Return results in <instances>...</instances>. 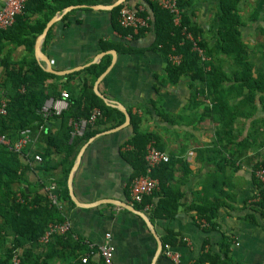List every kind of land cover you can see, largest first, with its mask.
<instances>
[{
	"label": "crops",
	"instance_id": "crops-1",
	"mask_svg": "<svg viewBox=\"0 0 264 264\" xmlns=\"http://www.w3.org/2000/svg\"><path fill=\"white\" fill-rule=\"evenodd\" d=\"M119 1L100 0L94 5L98 8L63 7L54 15L58 19L42 43L41 53L57 72L83 67L96 60L99 63L105 56H110L111 62L108 51L116 52L115 64L99 83L98 90L110 104L121 105L128 114L140 117L142 131L153 133L155 147L167 153L172 161L165 175L170 179L167 185L179 201L178 214L173 220H157L153 225L161 239L167 231L177 234L182 243L172 247L180 253L182 264H195L204 253H219L223 243L228 245L231 262L264 264V201L260 200L264 188L252 173L255 166L264 164V154L258 157L262 149H252V144L236 146L248 128L240 119L233 125L234 140L228 141L223 135L220 139L216 131L221 126L204 115L201 98L195 105L191 102L186 80L182 79L175 87L162 86L168 60L153 51L155 38L149 30L127 41L114 28L111 10ZM123 3L131 9L141 4L137 0ZM142 6L146 9L144 3ZM27 17L26 22L16 23L11 31L0 32V102H5L11 76L19 71L29 73L32 60L44 71L46 68L35 52L40 36L34 41L26 28L40 18L29 14ZM130 46L135 52H124ZM100 54L103 56L98 58ZM81 78L79 75L58 82L47 81L46 87L72 96ZM151 102L155 105L153 111ZM59 126L55 123L52 132ZM112 128L109 124L92 141L88 142L89 138L82 142L71 159L73 165L81 151L72 190L76 200L85 206L78 207L72 202L74 208L67 212L70 232L89 250L97 249L109 235L114 248L113 264H154L158 245L143 218L117 205L100 203L102 200L129 203L132 171L122 154L131 149L127 141L133 131L127 126L104 133ZM42 147L38 140L34 142L35 150ZM56 161L57 158H51L52 164ZM61 172L27 178L32 182L37 179L57 182L63 179ZM210 204L219 205L213 229H209L203 216ZM162 254L155 264H174ZM86 264H101L100 257L95 253Z\"/></svg>",
	"mask_w": 264,
	"mask_h": 264
},
{
	"label": "trees",
	"instance_id": "trees-1",
	"mask_svg": "<svg viewBox=\"0 0 264 264\" xmlns=\"http://www.w3.org/2000/svg\"><path fill=\"white\" fill-rule=\"evenodd\" d=\"M99 1L53 0L51 3H46L42 0H33L27 4L24 14L17 18L16 23L26 22L28 14L37 15L40 20L32 26H26L35 41L50 19L63 7L94 6ZM130 1L136 0H126V3ZM238 1L221 0L213 49L208 48L202 40L199 27L194 25L185 14L181 27H176L173 17L157 3L145 1V11L139 12L143 17L150 16L149 31L155 38L153 51L168 60L162 86L175 87L182 79L186 80L192 95L191 102L195 105V99H202L204 115L212 121H217L221 126V129L216 131L217 135L220 139L223 135L226 140L229 139L228 141L234 140L231 133L235 121L240 119L243 122L255 115H264V68L261 72L253 71L252 66L247 62L246 53L231 32L230 26ZM54 4L59 5L55 7ZM124 5L122 3L111 10L113 26L123 36L129 31L121 28L117 18ZM179 5L183 9L190 4L187 0H180ZM134 7L138 12V6ZM186 34L192 35L206 61L202 62L192 51V43L186 39ZM199 38L201 39L198 40ZM133 51L135 52V49L132 46L124 49V52ZM170 56L180 57L181 62L178 65L172 64L169 61ZM218 57L224 62L216 66L214 62L220 61ZM109 62L110 56H105L99 63L92 64L83 71L56 77L46 73L35 60H32L28 66L29 73L19 71L11 76V84L5 93L7 113L6 116L0 117V136L15 142L21 130L30 128L36 141L38 140L43 147L35 150L33 144L19 153L0 144V264H12L15 255L18 256L20 264H58L59 261L63 264H81V259L89 251L81 239H74L71 232L52 237L46 245L41 244L39 240L49 225L69 222L67 212L74 208V204L69 197L67 179L78 146L100 131L106 130L107 125L116 127L124 122L123 114L116 108L106 105L93 90L94 80L104 72ZM227 66H229L228 72L225 70ZM79 75L82 78L77 92L67 99V108L59 116H53L49 121L44 122L40 115L44 104L50 99H59L61 94V91L59 93L53 88L46 87L47 81L58 82L60 79L68 80ZM194 87L196 90L193 92ZM155 91L157 93L156 88ZM230 103L234 106H230ZM150 104L152 108L155 106L153 102ZM96 109L100 111L101 118L95 126L88 128L82 137L70 139L69 131L72 129V123L79 119H87ZM129 115V126L133 134L127 145L131 146V149L124 151L122 155L131 168V180H133L145 174V148L149 142L156 141V138L153 133L142 131L140 117L131 113ZM55 123L60 126L52 132ZM40 125L43 126L42 130H39ZM35 155L40 157L39 162L33 160ZM51 158H57L55 164H52ZM171 165L172 161L169 160L153 172V177L159 181V190L146 197L143 203L134 204V207L140 211L146 204H152L151 211L146 212L152 223L157 220H173L178 214L179 201L167 185L170 179L165 175ZM257 167L259 165L255 166ZM57 171H62L61 181L41 178L42 180L37 179L32 182L27 178V176L33 177L37 174L41 176L43 173ZM51 183L57 186L60 208L51 205L48 200L46 188ZM260 200L264 201V192ZM218 207V204H210L206 211L203 210L209 229L216 226ZM162 240L164 247L182 243L177 238V234L171 231H167ZM72 253L78 255L73 256ZM195 264L236 263L229 259L228 245L223 243L219 253H204Z\"/></svg>",
	"mask_w": 264,
	"mask_h": 264
},
{
	"label": "built area",
	"instance_id": "built-area-1",
	"mask_svg": "<svg viewBox=\"0 0 264 264\" xmlns=\"http://www.w3.org/2000/svg\"><path fill=\"white\" fill-rule=\"evenodd\" d=\"M33 0H0V31H8L16 23L18 17L22 16L25 12L27 4ZM141 4L138 6V12L135 9H131L129 6L124 5L118 14V23L121 28L129 31L124 38L127 41L134 40L142 33H146L150 27V16H141L139 12L145 11L142 6L145 1L157 3L161 8L166 10L172 17L173 23L176 27H181L183 20V11L180 8V0H138ZM186 30L184 31V34ZM186 39L192 43V51L197 54L200 60L206 61L202 50L197 46L192 36L186 34ZM169 61L172 64L178 65L181 62V58L178 56H170ZM69 93L61 91L60 98L46 101L42 110L40 111L41 118L44 122L49 121L53 116H59L62 113V109L67 108V99ZM7 106L5 102H0V117L6 116ZM101 118V113L98 109L94 110L90 117L87 119H79L72 123V129L69 131V138L82 137L88 128L95 126L97 121ZM43 126L40 125L39 130H42ZM36 138L33 136L30 128H25L20 131L19 138L15 142H11L9 138L0 136V144L12 148L16 152H22L24 149L32 146ZM35 162L40 161L38 155L34 156ZM170 157L167 153L157 149L154 142H149L145 148V174L134 178L128 185L129 203L141 204L144 199L151 196L154 192L159 190V181L153 177V172L162 164L168 163ZM253 176L256 181L264 188V166H259L253 169ZM46 193L50 204L60 208L58 202L57 186L51 183L46 188ZM152 204H146L141 212L151 211ZM201 224L206 225L205 222ZM70 232V224L66 222L64 224L49 225L44 235L40 238L39 242L43 245L48 244L50 239L54 236H63ZM95 250V251H94ZM97 253L100 257L101 264H113L114 248L110 243V236H105L103 244L97 247V249L90 248V250L81 259V264H86L88 260ZM164 255L170 259L174 264H182V257L180 253L176 252L171 245L164 247ZM12 264H20L19 258L15 255L12 259Z\"/></svg>",
	"mask_w": 264,
	"mask_h": 264
},
{
	"label": "rangeland",
	"instance_id": "rangeland-1",
	"mask_svg": "<svg viewBox=\"0 0 264 264\" xmlns=\"http://www.w3.org/2000/svg\"><path fill=\"white\" fill-rule=\"evenodd\" d=\"M187 2L190 5L183 8L184 14L194 25L196 24L199 27L202 32V40L208 45L209 49H213L221 0H187ZM230 27L239 46L246 53L247 62L252 66L253 71L261 72L264 68V0H239L236 3L235 14H233ZM220 58L218 57V59ZM204 59L206 58L204 57ZM223 62L220 59V61L214 63L217 66L222 65ZM225 70L228 72L229 66ZM195 87L192 90L193 92L196 90ZM195 101L199 102L200 99L197 98ZM230 106H234L233 103H230ZM151 110L153 111V108ZM243 122L247 124L248 128L245 130V136L242 140L236 141V146L239 148L252 144V149H262L258 157H263L264 115H255L250 120H244Z\"/></svg>",
	"mask_w": 264,
	"mask_h": 264
},
{
	"label": "water",
	"instance_id": "water-1",
	"mask_svg": "<svg viewBox=\"0 0 264 264\" xmlns=\"http://www.w3.org/2000/svg\"><path fill=\"white\" fill-rule=\"evenodd\" d=\"M124 1L125 0H120L118 3L113 5V7H117L118 5L122 4ZM98 7L99 6H94L93 8H98ZM69 8H76V6H71ZM57 19H58L57 16L56 17L54 16V17H52L50 19V21L46 24L42 34L38 38L36 46H35V52H36V56H37L38 60L40 62H42L43 64H45V66H46L45 72L48 73V74H51V75H54V76L58 77V76H63V75H67V74L79 71L81 69H85V68L89 67L90 65L97 63L98 60L94 61L93 63H90L89 65H86V66H83V67H79V68L70 69V70L57 71V72L52 70V67H51V64H50L48 58L44 54L41 53L40 47H41L43 41L45 40L49 30L51 29V26L57 21ZM108 53L112 55L111 62L107 66V68L104 70V72L100 76H98V78L96 79V81H95V83L93 85V90H94V92H95V94L97 96H100V98L106 103V105L111 106L113 108H116L119 112H121L123 114L124 122L122 124L118 125L117 127H114L112 129L104 132V133H111V132L123 129V128H125V127L130 125V116H129L127 110L121 105L110 104L109 101L98 90L99 83L110 72V70L114 66L116 58H117V54H116L115 51H113V50L112 51H108ZM102 56H103V54H100L98 56V58H100ZM95 137L96 136L90 138L88 140V142L92 141L93 138H95ZM80 157H81V151L79 152L75 163L72 165V167H71V169L69 171V175H68V179H67V188H68V191H69V197H70L71 201L74 202L75 205H77L78 207H84L85 206L84 204H81V203H79L76 200V198L74 196V193H73V190H72V179H73L74 172H75V170L78 167V164H79V161H80ZM100 203L117 205V206H119V207H121V208H123V209H125L127 211H130L132 213H136L137 215H139L140 217L143 218V220L146 222L147 227L150 229L152 235L154 236V238H156V241H157V245L158 246H157V252H156V255H155V259H154V264H155L156 261L158 260L159 256L163 252L164 243H163V240L161 239V237L158 235V233H156L154 225L150 221L148 216H146L143 212H141L138 209H136L133 205H131L129 203H126V202H121V201H116V200H102V201H100ZM89 206H92V205H89Z\"/></svg>",
	"mask_w": 264,
	"mask_h": 264
}]
</instances>
